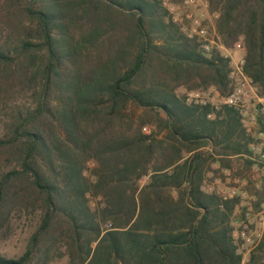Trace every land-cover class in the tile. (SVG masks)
I'll return each instance as SVG.
<instances>
[{
  "label": "trees",
  "instance_id": "trees-1",
  "mask_svg": "<svg viewBox=\"0 0 264 264\" xmlns=\"http://www.w3.org/2000/svg\"><path fill=\"white\" fill-rule=\"evenodd\" d=\"M206 1L264 94V0ZM230 69L160 0H0V96L32 99L0 138V239L38 212L25 250L0 264H241L239 199L203 185L250 169L253 138L237 107L187 95L226 97ZM246 264H264V233Z\"/></svg>",
  "mask_w": 264,
  "mask_h": 264
},
{
  "label": "rangeland",
  "instance_id": "rangeland-1",
  "mask_svg": "<svg viewBox=\"0 0 264 264\" xmlns=\"http://www.w3.org/2000/svg\"><path fill=\"white\" fill-rule=\"evenodd\" d=\"M181 4H182V0L178 4H175L176 9L174 10L173 14L168 12L172 20H173V16L175 15L177 17L182 16ZM177 6L179 7L177 8ZM210 14H211V23H212L211 28L214 30L216 39L219 44L220 42L217 38V33L215 29V19L217 17V13L210 12ZM220 44L219 47L217 46V49L220 51V53L227 54L228 56H231L233 58L230 59L229 57L230 67L232 68V66L239 59V57L244 56V49H243V54L238 53L240 51L237 44H240L241 46L242 44L238 42L232 49L224 48ZM182 91H184V89L179 88V92ZM193 92H199L201 98L205 100V102H212L214 104H219L223 102V98L220 97L217 91L212 87L205 91H201V90L188 91L187 95L189 101L191 100L190 93ZM256 92H257V88H256ZM259 95H263V94H259ZM249 100L250 101L254 100L252 94ZM31 103H32L31 97L23 93H11L8 94L7 96H3V97L0 96V138L5 136L6 134V130H7L6 123L8 121L12 109L15 107L29 106L31 105ZM243 124L245 128H249L250 131L247 132H250L249 133L250 136L254 139L253 134L258 129V126L256 125V123L253 122V118H249L245 120ZM149 130H150L149 125L144 127L145 132H148ZM88 165L91 166L92 163L88 162ZM213 166H216V164L214 163ZM234 170L225 169L223 170L224 176L215 179H210V176H212V174L209 173L203 186L204 189L208 192L215 191L223 196L238 197L239 202L238 204H236L233 213L231 215V223L234 228L233 237L236 243L238 244V251L241 253L242 256L241 264H246V261L248 259L251 250L255 246H257L264 233V202L261 203V205H259L258 207H255L253 204L254 200L257 197L256 195L253 194V192L256 189H260L264 191V177L262 176V174H260V171L258 170V167L255 164H253L252 167L248 170L244 169L241 174L237 173ZM84 172L86 173V170ZM145 180L146 179L143 178L141 182H144ZM246 213H248V215H246ZM242 221H245L247 223L250 230L255 231L254 236L257 235L258 233L261 234L260 239H258V242L252 248H249L247 245H244L242 243L241 238L238 235V232L242 225ZM37 222H38V212L15 220L14 233L6 239H0V253L5 255L6 257H18L19 255H21L22 252L25 250L29 236L31 232L34 230ZM52 264H68L67 257H63Z\"/></svg>",
  "mask_w": 264,
  "mask_h": 264
},
{
  "label": "built area",
  "instance_id": "built-area-1",
  "mask_svg": "<svg viewBox=\"0 0 264 264\" xmlns=\"http://www.w3.org/2000/svg\"><path fill=\"white\" fill-rule=\"evenodd\" d=\"M161 2L168 12L174 13L175 4L170 0H161ZM181 6L182 16L177 17L175 15L173 20L179 23L186 36L195 38L202 51L208 52L214 48L217 49L220 43L218 44L215 32L211 28V14L208 10L207 1L182 0ZM222 56L233 59L227 54H222ZM243 64L244 57L241 56L230 69L229 77L232 81V91L223 98V102L237 107L240 110L243 122L253 118V122L258 126V129L253 134L254 139L250 143V159L255 162L254 164L264 177V94L259 95L256 92V87L243 70ZM251 94L254 98L252 101L249 100ZM190 96V99L194 102L205 103L199 92L190 93ZM246 131H250L249 128H246ZM254 232V230L249 229L245 221H242L238 235L242 243L249 248H252L261 236L260 233L254 236Z\"/></svg>",
  "mask_w": 264,
  "mask_h": 264
},
{
  "label": "crops",
  "instance_id": "crops-1",
  "mask_svg": "<svg viewBox=\"0 0 264 264\" xmlns=\"http://www.w3.org/2000/svg\"><path fill=\"white\" fill-rule=\"evenodd\" d=\"M237 46L239 47V51L238 53H242L243 54V47L240 44H237Z\"/></svg>",
  "mask_w": 264,
  "mask_h": 264
}]
</instances>
